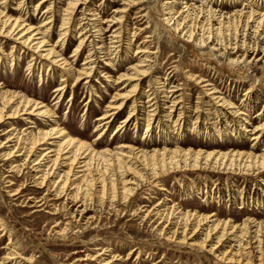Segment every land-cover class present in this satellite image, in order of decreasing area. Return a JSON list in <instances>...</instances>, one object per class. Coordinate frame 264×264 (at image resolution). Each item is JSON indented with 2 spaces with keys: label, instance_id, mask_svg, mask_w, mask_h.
I'll return each mask as SVG.
<instances>
[{
  "label": "rangeland",
  "instance_id": "1",
  "mask_svg": "<svg viewBox=\"0 0 264 264\" xmlns=\"http://www.w3.org/2000/svg\"><path fill=\"white\" fill-rule=\"evenodd\" d=\"M19 1L7 0L4 8L0 6V10L5 9L7 14L12 16L21 14L24 19L34 18L32 23L38 26L39 22L42 21V18H40L41 11L45 9L46 5L34 13L33 6L40 0H31V4L30 0H25L24 5L20 8L17 7ZM173 1L135 0L136 5L129 12H125L128 24L126 29H128V32L136 30L137 34L140 29L142 30L147 26L144 32H141V35L137 38L134 37L128 46L126 41L123 40L118 52L121 62L118 61L119 59L107 58L98 51L100 54L97 53L96 58H94L95 73L89 79L83 80L78 86H72V81H69L60 99L52 93L60 84L59 72H46L45 69H39L41 61L36 55H33V59H35L32 63L33 75H28V71L25 69L32 53L25 51V49H18V44H15L12 40L0 37L1 92L6 91L30 97L35 94L31 98L45 100L44 103L55 112L54 118L50 117V119H54L59 128H63L67 133H83L87 136V141L93 142L97 134L94 131L95 119L101 115L102 111L106 109V105L112 101L111 97L114 96V93L123 91L121 89L127 84L125 82L116 84L115 82L114 85H111L112 81L116 80L120 73H130L127 69L136 62V47L143 46L140 43L147 39L148 43H151L149 44L151 48L158 51V53L154 70H152L154 74L143 82L141 90H149L150 87L148 88L147 85L150 82L152 90L159 95V85L155 82L158 79L164 82L163 79L167 77L165 76L166 70L172 64L176 68L173 72L175 76L168 79H171L170 82H173L174 85H180V91L173 97L177 95L182 97V102L179 105V108L182 107L181 111L184 112L181 117L182 121H180L179 126L166 127L170 123L165 122L166 119L160 120L161 125L163 124L170 132V136L166 137V132H161L158 128H155L156 120L148 137H143L145 122L139 121L137 129L134 130V119H132L128 127L123 128L115 136L113 131L118 125H122L121 121L126 117L128 107L132 102L129 101L116 116L113 124L107 128L100 143L110 142L112 143L111 148L116 147L118 143H125L149 151L153 148H163V141L169 139L170 141L167 142H170L171 145L165 146L169 149L179 146L185 150L190 148L192 150L201 149L202 151L252 150L250 148L251 142L243 137L242 132L236 126L237 134L234 137L227 134L222 140L218 139L216 131L223 129L224 118L221 117L222 115L218 117L219 114L216 116V109L218 110V108L214 106L213 101L200 88L202 85H195L192 80L187 78L186 74L194 69L195 73L204 76V79L208 80L210 85L222 89L225 95L231 98L230 100L237 106L246 107L250 112L252 125H257L264 121V116H262L264 115V108L262 107L264 104V55L261 52L253 55L249 53L245 57L246 61L249 62L246 65L249 66L242 67L244 65L242 63L237 65L242 67L241 70L232 69L228 68L230 67L228 61L237 57L240 58L241 52L236 55L225 54L220 50L210 52V45L207 48L197 50L173 36L171 38L169 29L161 22V12ZM195 1L185 0L184 2L190 5ZM125 2L126 0H89L85 7L91 10L90 14L94 10H98L97 12L100 10L99 18H103L102 21H108L115 14L113 11L123 9ZM175 2L178 3V0H175ZM236 2L238 3L233 5L234 1L232 0H215L217 5L214 7L217 6L216 8H220L226 13L242 9L247 12V7L250 6L254 9H261L264 13V0H252L250 2L249 0H237ZM1 3L2 0H0V5H2ZM244 4H247V6H244ZM62 5L61 3L56 9L60 10ZM183 5L176 4L175 10H180ZM86 14L88 13L86 12ZM142 14H145V17L138 19V24H135L136 19L133 20V18ZM79 16L80 11L77 12V20ZM87 18L89 19L90 16L87 15ZM84 22L86 23L87 20ZM91 23L92 21H89L88 24ZM59 24L60 17L56 16L55 24L50 29L51 37L49 36V41L51 44L58 37ZM98 24L103 28L107 26L102 22L96 23V25ZM123 24L125 25V22ZM248 25H251V23H248ZM86 28L88 29L89 26ZM76 30H74V33ZM232 30L237 32L239 28L237 25H232ZM74 33L72 32L73 37L67 39L64 44L63 57L65 58L70 56L72 48L77 43L75 38L77 34L75 33L76 36H74ZM92 33L90 32V34ZM102 33L104 35H101V38H106L107 40L104 39V42L105 45H108L110 33ZM94 35L97 36V34ZM126 35V33H124V36L122 35L123 39H126ZM91 40L92 38L87 41L86 45L89 46L72 64L75 70L80 67L87 50L92 48V44H99L97 37H94L93 42H90ZM248 41L250 40L246 39V42ZM12 45L15 47L11 50ZM210 54H213L219 62L205 60ZM220 54L221 57H218ZM5 55L8 56L7 59ZM11 55L14 56L13 62L9 57ZM200 55L203 58H200ZM128 58L130 59L126 60ZM252 59H254L253 62H251ZM257 59H261V61H257ZM44 62L42 64H46ZM107 62L112 63L109 64L110 67L106 66ZM112 65H114L113 70L110 69ZM108 80L111 82H108ZM248 87L252 88V92L244 96L243 93ZM36 94L40 95L36 96ZM159 99V106L161 107L163 98ZM141 101L144 102L145 98ZM206 109H210V116H208ZM178 111L174 114L173 120L178 115ZM222 111L225 112V110ZM258 112L263 113L259 118H254ZM143 118L141 117V119ZM24 119L30 120V123L24 121ZM43 119L46 118H39L42 122ZM230 119L228 112H225V120L232 126ZM39 120L34 119L33 116L23 115L16 119L4 120L5 123L0 128V259L9 251H12L19 256H32L33 261L30 264H99L96 261H85L84 258L86 259L87 255L96 256V254L104 252L105 255H102V259L114 256L117 259L116 264H149L156 263V261H159L157 264H226L218 260L216 255L209 251L198 246L189 245V240L184 243H177L175 238L167 239L166 236L160 235V230L168 222L153 214L145 217L146 213L156 208V205H158L157 209L159 210L171 211L173 213L169 225L171 230H174L176 225V220L173 219V216L177 215L175 213L215 214V219L230 220L231 225H241L243 220L248 218L257 221L264 219V185L261 184V182L264 183V174L260 177L261 175L222 174L208 170H182L171 174L166 172L165 175L160 174L158 178L147 180L132 196L118 202H109L103 199L100 203L96 197H93V199L92 197L91 199L87 198V204L91 207L89 210L92 211L88 212L85 218L94 214L97 219L86 225L85 218H80L81 221L75 223L69 221L71 219L68 212L75 210L76 207L72 206L71 203L66 204L64 198L56 199V194L50 184L41 189L34 188L32 185L34 172L30 170V165L28 168L22 169L19 174L11 173L9 170L11 162L20 160V163L23 157H17L18 154H23L22 152H13L16 138L20 137L23 141L28 138L30 142L33 140L32 136L37 129L42 130L54 125V122L47 121L46 126H43ZM12 124H14L16 131H13L12 135H10L11 132L7 135L3 134ZM32 133L33 135H31ZM9 138H12V141L3 144ZM146 138H150V140ZM241 143L242 146H240ZM22 146L20 144L19 147ZM43 147H45L43 149H46L48 146ZM263 147L264 137L261 138L252 151L259 153ZM40 148L39 150L42 151ZM39 150L36 151L40 152ZM10 152H12L10 159L6 161L1 159L4 153ZM11 183L13 184L11 185ZM160 186H163L166 191H160ZM22 187L21 196H11L18 188L21 189ZM29 198H35L36 200L44 198L46 208L45 206L41 208L32 207L33 199L29 201ZM240 205L243 208L238 209ZM76 219H79L78 215ZM67 222L70 226L65 230V233H58V230L64 227ZM156 227L159 231L155 230ZM1 229H4L5 235L1 236ZM178 237L180 238V236ZM192 239L194 243H198L201 241L202 236L200 234L195 235ZM209 240H206L205 243H214V241ZM226 248L221 247L220 249L224 250ZM252 264H258V262L252 261Z\"/></svg>",
  "mask_w": 264,
  "mask_h": 264
},
{
  "label": "bare ground",
  "instance_id": "2",
  "mask_svg": "<svg viewBox=\"0 0 264 264\" xmlns=\"http://www.w3.org/2000/svg\"><path fill=\"white\" fill-rule=\"evenodd\" d=\"M24 1L20 0L17 7H22ZM88 1L40 0L33 6V12L36 13L37 10L46 5L45 9L41 11L42 15L40 18H42V21L39 22L38 26L32 23L34 18L29 19V17L24 19L21 14L12 16L7 14L5 9L0 10V37L12 40V42L18 44V49H25V51L32 53L25 69L28 71V75H33L32 72L34 69L32 63L35 61L33 55H36L41 61L39 63V69H45L46 72H59L60 84L52 91L58 99L65 92L69 81H72V86H78L83 80L89 79L95 73L94 58H96L97 53H102L107 58L119 59L118 52L123 40L126 41V45L128 46L134 37L137 38V36H140L141 32H144V29L147 28L146 26L142 30L138 29L139 32L137 34L136 30L128 32V29H126L128 24L126 22L125 12H129L136 5L135 0H126L125 4H123V9L113 11L115 14L108 21H102L103 18H99L100 10L99 12H97L98 10H94L90 14L91 10L85 7ZM184 1L178 0L179 4H184L180 10H175V5L178 4L175 0L162 9L161 22L169 29L171 38L173 36L177 40L189 44L190 47L196 48L197 50L207 48L210 45V52L220 50L222 53L233 55L241 52L240 58L237 57L228 61L230 66L228 68L232 69L241 70L242 67L249 66L246 65L249 62L245 58L249 53L253 55L261 52L264 55L263 10L248 6L247 12L242 9L240 11L233 10L232 12L225 13L220 8H216L217 6L214 7L217 5L215 0H193L195 3L190 5ZM232 1H234L233 5L238 3L236 2L237 0ZM6 2L7 0H2V5L0 6L4 8ZM61 3L63 5L60 7V12L56 7L61 5ZM244 6H247V4H244ZM26 9L27 7L24 10L26 11ZM78 11H80V16L77 20ZM59 12L60 15L58 14ZM87 15L93 19H88ZM56 16L60 17L58 37L51 44L49 41V36L51 35L50 29L55 24ZM144 17L145 14H142L141 16L134 17L133 20L136 19L135 24H138V19ZM85 20H87L86 23L84 22ZM89 21H92V23L88 24ZM98 22L107 24V26L103 28L99 24L96 25ZM124 22L125 25L123 24ZM248 23H251V25H248ZM232 25H237L239 30L234 32ZM88 26L89 28L87 29L86 27ZM116 26L118 27L116 28ZM75 29H77L75 31L77 36L74 33ZM72 32L76 36L77 43L72 48L70 56L65 58L63 57L64 44L67 39L71 38ZM90 32L93 33L90 34ZM102 32L110 33L108 36V45H105L104 42V39H107L101 38V35H104ZM124 33L128 35H126V39H123ZM94 34H97V36ZM94 37L98 38L99 44H92V48L87 50L80 67L75 70L72 64L76 62L77 58L89 46L86 45L87 41L92 38L90 42H93ZM246 39L250 41L246 42ZM148 42L147 39H144L140 43L143 46L136 47V62L127 69L130 73H120L116 77V80L112 81L111 85H114L115 82L116 84H122L124 82L127 84L121 89L123 91L114 93V96L111 97L112 101L106 105V109L95 119L96 125L94 131L97 134L93 142L87 141V136L83 133H67L63 128H59L56 122H54V119H50V117L54 118L55 112L44 103L45 100L31 98L35 94L30 97L6 91L1 92L0 86V128L5 123L4 120L16 119L23 115L33 116L37 120L39 118H46L43 119V122L39 120L43 126H46L45 123L47 121L54 122V125L47 126L48 128L42 130L37 129L34 135L32 133L33 140L30 142L28 138H25L24 141L20 137L16 138L13 152H22L23 154H18L17 157H23L20 163V160L11 162L9 164V170L11 173L19 174L22 172V169L28 168L30 165V170L34 172L32 184L34 188L41 189L47 184H50L56 194V199L64 198L66 204L71 203L72 206L76 207L75 210L68 212L71 219L69 221H73L74 223L79 220L81 221L80 218H85V215L92 211L89 210L91 207L87 204V198L91 199L92 197L93 199V197H96L99 202L103 199L109 202H118L132 196L147 180L158 178L160 174L165 175L166 172L171 174L182 170H208L222 174L261 175L260 177L264 174V147L259 153L252 151L261 138L264 137V121L260 124L252 125L250 112L246 107L237 106L230 100L231 98L225 95L222 89L210 85L208 80H205L204 76L202 77L195 73L194 69L186 74L187 78L192 80L195 85H202L200 88L213 101L214 106L218 108V110L216 109V116L219 114L218 117L222 115L221 117L224 118V127L221 125L223 129L216 131L218 139L222 140L227 134L234 137L237 134V127L242 132L243 137L251 142L250 148L252 150L228 149L226 151H202L201 149L192 150L190 148L185 150L179 146L174 149H169L165 147L171 145L170 142H167L170 141L169 139L163 141V148H153L149 151L144 148L126 145L125 143H118L114 148L110 147L112 144L110 142L100 143L107 128L113 124L116 116H118L122 108L129 101L132 102L128 107V113L121 121L122 125H118L114 129V135L119 133L123 128L128 127V124L134 119V130L137 129L139 121L142 120L145 122L143 137H148L153 129L152 125L156 120L155 128H158L161 132H166L165 136L167 137L170 136V132L167 131V128L163 124L162 127L160 120L166 119L164 121L170 123L166 127L179 126L180 121H182L181 117L184 112L181 111L182 107L179 108L182 97L180 95L173 97L180 91V85H174L173 82H170L171 79H168L169 77L172 78L175 76L173 72L176 68L172 64L166 70L165 76L167 77L163 79L164 82H161V79H155L157 80L155 83L159 85V95L152 90L150 82L147 85L148 88L150 87L149 90H141L143 82L154 74L152 70H154L157 61L158 51L153 50L151 45H149L151 43ZM14 47L12 45L11 50ZM221 54L218 57H221ZM113 55L115 56L112 57ZM5 57L7 59L8 56L5 55ZM9 57L13 62L14 56L11 55ZM200 58H203V56L200 55ZM205 60L219 62L213 54H210ZM43 61L46 64H42ZM118 61L121 62L120 59ZM253 61L254 59L251 62ZM257 61H261V59H257ZM242 63H244L242 67L237 66ZM109 64L112 63L107 62L106 66L110 67ZM113 66L110 68L111 70L114 69ZM251 92L252 88L248 87L243 94L245 96ZM39 95L36 94V96ZM143 98H145L144 102L141 101ZM159 98H163L161 107L159 106ZM262 107L264 108V104ZM206 110L208 116H210V109ZM222 110H225L230 115L231 119L229 121L232 126L225 120V112ZM177 111L178 115L173 120L174 114ZM262 113L258 112L254 118H259ZM141 117L144 118L141 119ZM24 121L29 122L30 120L24 119ZM214 129L216 128L214 127ZM13 131H16L14 124L3 134L7 135L11 132L10 135H12ZM11 139H7L3 144L11 142ZM146 139L150 140V138ZM97 141L99 142L97 143ZM20 144L23 146L19 147ZM242 145L241 143L240 146ZM43 146L48 147L43 149L45 148ZM39 147H41L40 149L42 151L39 150ZM37 149L40 152L36 151ZM11 154L12 152L4 153L1 159L4 161L10 159ZM261 184L264 185L262 182ZM22 189L23 187L21 189L18 188L11 196H21ZM159 190L166 191L163 186H160ZM34 199L29 198V201L32 200L33 205L29 203L32 207L41 208L46 205L44 198ZM240 204L242 205V202ZM241 205L238 209L243 208ZM157 208L158 205H156V208L148 211L145 217L153 214L162 220H166L168 223L160 230V235L166 236L167 239L175 238L177 239V243H184L186 240H189V245L198 246L209 251L216 255L218 260L226 264H252V261H256L258 264H264V219L257 221L253 218H248L243 220L241 225H231L230 220L221 221L215 219V214L196 215L185 212L184 214L175 213L177 215H174L173 219L176 220V225L174 230H171L169 225L173 213L171 211L167 212L165 209L159 210ZM77 215L79 219H76ZM96 219L94 214L88 216L85 218V225L91 224ZM68 224L69 222L60 228L58 233H65V230L70 226ZM1 230V236L5 235L4 229ZM155 230L159 231L157 227ZM199 234L202 236L201 241H195L198 243H194L193 236ZM208 239L214 241V243L206 244L205 242ZM221 247L227 248L222 250L220 249ZM102 255H105L104 252L98 253L96 256L87 255L84 260L88 262L96 261L99 264H116L117 259L114 256L102 259ZM32 261V256L23 257L9 251L0 259V264H30ZM157 263L159 261L149 264Z\"/></svg>",
  "mask_w": 264,
  "mask_h": 264
}]
</instances>
